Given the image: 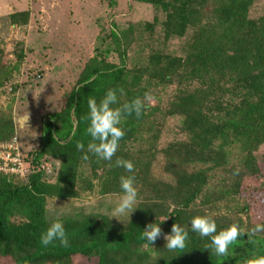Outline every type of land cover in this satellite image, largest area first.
<instances>
[{
  "label": "trees",
  "instance_id": "obj_1",
  "mask_svg": "<svg viewBox=\"0 0 264 264\" xmlns=\"http://www.w3.org/2000/svg\"><path fill=\"white\" fill-rule=\"evenodd\" d=\"M136 1L152 6L153 20L137 26L129 23L126 28L112 23L103 37H97L95 53L64 92L63 104L42 115L38 144L26 148L35 155V162L52 160L54 173L46 176L36 170L24 178L0 175V259L4 264H247L264 257V232L247 235L255 226L250 220L258 219V210L264 209V187L252 186L245 197L241 193L242 178L260 176L258 163L264 161V14L250 16L254 0ZM6 17L13 26L31 22L29 9ZM183 37L180 53L166 50L169 40ZM134 43L138 47L131 58ZM24 51L20 43L17 61L5 65L0 45V87L8 81L10 90L20 85L12 78L19 73ZM112 52L118 61L109 60ZM171 85L172 96L165 102L156 96L158 103L145 101L148 106L139 118L133 114L122 119L119 126L125 135L111 162L87 151L91 138L85 117L90 99L99 103L109 89L122 88L124 94L117 95L123 104ZM169 116L179 117L183 137L160 143L164 119ZM17 133L12 118L1 116L0 140ZM77 142L84 144L83 151L77 149ZM233 146L238 147L235 155ZM261 148L259 161L256 153ZM159 154L165 179L153 171ZM117 157L132 161L134 172L116 167ZM234 157L240 163L235 170L238 178L212 187L209 171L229 166ZM122 175L135 176L138 192L135 209L125 222L100 210L80 209L52 217L47 209L48 197L80 198L87 190L121 196ZM222 201L241 217L208 214ZM195 216L211 217L217 232L232 224L243 230L229 246L228 255L218 257L205 249L209 238L190 229ZM161 218H168L159 225L164 234L171 232L174 223L189 232L183 250H168L163 237L152 245L142 237L146 225L159 224ZM56 220L64 225L69 247L60 246L59 241L47 247L40 243L41 235ZM258 224H264V217Z\"/></svg>",
  "mask_w": 264,
  "mask_h": 264
},
{
  "label": "rangeland",
  "instance_id": "obj_2",
  "mask_svg": "<svg viewBox=\"0 0 264 264\" xmlns=\"http://www.w3.org/2000/svg\"><path fill=\"white\" fill-rule=\"evenodd\" d=\"M108 1L0 0L2 63L13 65L17 61L15 51L20 43L25 49L19 73L14 74L12 78L13 82L17 81L20 85L17 89L10 90V81H8L0 87V117L10 116L12 118L24 148L38 144L42 115L48 111L57 110L63 104L64 92L72 87L85 61L95 53L94 48L100 41L97 37H103L112 23H115L118 28H126L129 23L137 26L138 22L153 20L155 10L150 4L136 0H116L114 5H109ZM24 9L30 10L31 22L25 26L11 25L6 15ZM260 14H264V0H254L250 16L256 17ZM160 16L161 13H158V17ZM187 36L189 34L184 37ZM184 37L169 40L165 45L166 50L180 53V45ZM156 42V40L153 41L152 45L155 46ZM137 47L138 45L134 43L130 49L131 58H135L133 50ZM109 60L118 61L117 55L112 52ZM160 88L161 90L152 93L150 104L158 103L156 96L162 99V102H165L170 95L172 96L173 85L164 89L160 86ZM178 122L179 117L177 116L164 119V130L161 132L160 143L172 138L181 139L183 137L182 131H178ZM237 150L238 147L233 146L232 154L235 155ZM262 152L261 148L256 153L259 161H261ZM162 162V156L157 155L153 171L156 177L165 179L167 175L162 172ZM258 166H262L260 176L247 174L241 180V193L243 191L244 197L247 192L251 191L252 186L264 187V161L259 162ZM239 168V159L234 157L229 166L212 169L208 173L211 176L210 184L212 187L230 184L238 178L235 170ZM15 182L19 181L15 180ZM119 199L120 195L100 196L87 190L82 191L80 198L61 200L48 197L47 209L51 216L80 209L100 210L109 212L108 214L112 216ZM261 199L264 201L262 196ZM229 208H231L229 203L222 201L218 208L209 209L208 214L222 213L232 217H241V214ZM258 211L259 218L250 220L253 225L263 220V207ZM128 217V214L119 216L120 221L115 217L112 218L118 222H125ZM0 264H4L2 258Z\"/></svg>",
  "mask_w": 264,
  "mask_h": 264
},
{
  "label": "clouds",
  "instance_id": "obj_3",
  "mask_svg": "<svg viewBox=\"0 0 264 264\" xmlns=\"http://www.w3.org/2000/svg\"><path fill=\"white\" fill-rule=\"evenodd\" d=\"M117 92H119L120 95L124 94L122 88L109 89L99 103L94 99H90L88 101L89 112L85 117L87 122L86 134L91 138L87 145V151L98 159L109 162H111L112 158L116 155L119 142L125 135L124 130L119 126L122 119L127 116H132L133 114L136 118H139L148 106L145 104V101H148L150 104L152 99L149 93H145L143 100L136 97L131 101L120 104ZM17 136L19 137L18 133ZM21 144L24 148L23 143ZM76 147L80 151L84 150V144L82 142H77ZM24 149L27 150L26 148ZM88 158L87 154L83 156L85 160ZM115 166L123 168L127 173L134 172V164L130 160L117 157ZM134 182V175H122L120 177L122 194L113 209L112 217L118 219L119 216L125 214L130 216L134 211L135 208L133 206L137 203L138 197ZM167 219L168 218H161L159 224L151 223L146 225L142 232V237L151 245L154 244L158 238L163 237L166 242L165 247L168 250H183L186 247L189 232L180 224L174 223L171 227V232L169 234H164L159 225ZM190 229L191 232L198 234L202 238H209L210 242L205 249L212 250L218 257L228 255L229 246L234 244L243 233V230L236 224H232L228 228L217 232V225L209 216L193 217L190 221ZM260 232H264V225L257 224L249 230L247 235L251 237ZM54 241H59L62 247H69V239L64 225L59 220L51 223L40 238V243L45 247L52 244ZM247 264H264V257L250 260Z\"/></svg>",
  "mask_w": 264,
  "mask_h": 264
},
{
  "label": "built area",
  "instance_id": "obj_4",
  "mask_svg": "<svg viewBox=\"0 0 264 264\" xmlns=\"http://www.w3.org/2000/svg\"><path fill=\"white\" fill-rule=\"evenodd\" d=\"M36 170L49 176L54 173L55 164L47 158L35 162V155L22 147L17 134L9 140H0V175L24 178Z\"/></svg>",
  "mask_w": 264,
  "mask_h": 264
}]
</instances>
